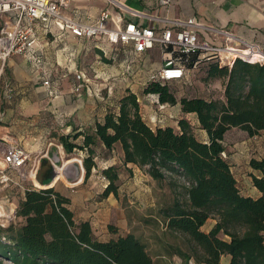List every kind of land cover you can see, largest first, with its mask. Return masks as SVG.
<instances>
[{
	"label": "trees",
	"instance_id": "1",
	"mask_svg": "<svg viewBox=\"0 0 264 264\" xmlns=\"http://www.w3.org/2000/svg\"><path fill=\"white\" fill-rule=\"evenodd\" d=\"M195 57L190 55L185 66ZM207 78L223 82L221 99L177 100L168 83L159 81L143 89L145 95H156L160 104L179 103L182 112L196 114L207 143L195 138L186 120L178 121L179 131L148 126L130 91L93 127L55 135L65 154H83L84 180L119 146L124 167L137 166L160 189L167 185L170 200H158L142 219L153 228L152 254L148 243L134 233L98 240L88 221H74L69 200L54 187H31L15 211L22 224L0 226V264H162L154 257L163 264H171L174 257L181 264H220L224 256L228 264H264V158L249 161L259 172L250 173L259 198L240 193L224 158L227 131L237 128L250 137L264 131V63L236 58L230 67L211 64ZM40 169L37 181L48 186L52 167L46 161L41 176ZM101 174L107 180L101 198H118L119 168L110 166ZM208 220L215 222L204 231Z\"/></svg>",
	"mask_w": 264,
	"mask_h": 264
},
{
	"label": "crops",
	"instance_id": "2",
	"mask_svg": "<svg viewBox=\"0 0 264 264\" xmlns=\"http://www.w3.org/2000/svg\"><path fill=\"white\" fill-rule=\"evenodd\" d=\"M114 1L126 7L127 10L121 11L107 0H70L67 12L70 16L79 21L94 23L101 12L107 11L110 15L108 26L113 29H121L125 23L128 22H133L138 26L153 27L156 31H160L163 28L161 24L149 21L147 18L132 15L130 11L146 14L151 17L167 18L171 20L193 19L201 25L212 26L217 29L228 31L239 40L258 48L264 56V0H170L167 5H161L160 0ZM197 34L201 40L214 44H222L221 40L215 39L207 32L198 31ZM35 35L36 47L33 53L27 56L14 55L15 57H10L6 62L8 67L11 68L10 72L15 80V95L17 96V98L13 99V109L7 111L8 114L6 116L8 119L9 116L13 115L11 124L13 127L18 126L19 128V135L13 133L15 137H22V135L28 133V129L25 128V130H23V124L27 126L33 124L35 128L31 129L32 133H38L40 138L47 134L50 136L49 139H54L55 135L70 134L74 129L80 131L88 127H93L96 122L102 120L108 109L116 108L117 101L126 94V91H130L137 96L138 102L139 100L144 102L150 101L152 104H155L159 116H156V112L149 111L148 108L144 106V112L149 119L145 122L151 128L171 127L179 131L178 121L186 120L195 138L203 143L208 142L207 134L200 128L196 114L182 112L179 103L175 105L157 104L158 97L156 95L143 94V89L149 82L157 81V74L164 64V59H161L160 68L158 67V69L150 75L141 76L139 72L134 75L130 74L132 68H130L128 64L129 58H141L151 55L155 50H161L158 46L144 53L136 54L130 46L109 45L106 40L101 37L94 40L76 39L68 33L58 31L52 24H36ZM57 47L59 48L56 52L54 48ZM87 55L93 56L95 61L92 63L89 62L90 65L88 67H85L86 64H84L81 69H78L76 66L77 58L83 60ZM54 56H57L58 59H55ZM100 58L108 63H118L121 67L119 79L112 78L113 81L108 83L109 79H111L115 73L118 74V72L115 70V73H113L108 69L100 72L97 66L100 63L97 59ZM200 60L201 59L195 57L193 63L197 64ZM261 63H264V61ZM78 65H80V62ZM186 71L187 69L185 67L184 77L179 81L185 79ZM78 72L83 73L88 80L89 91L84 85H82L78 92L73 91L74 87L77 85L75 74ZM90 73L93 75L92 77L88 76ZM69 75H72L70 83H68ZM129 77H131V79ZM45 79L49 80V86L43 85ZM114 81L115 83H113ZM207 82H218L221 96L217 99H221L223 94V82L220 79L208 78ZM118 83H122L124 89L120 92V95L116 96V100L108 99V97L104 98L102 96L101 91L103 89H107V94H111L113 88L114 90L118 88ZM131 83H135V86L131 85ZM134 87L138 89L137 93L134 91ZM43 96L45 98H42ZM48 97L51 98L48 99ZM194 98H201L204 100L212 99H208L204 96ZM160 113H165L167 116H160ZM50 114L53 115V120ZM20 116L26 117V120H20ZM169 121L171 122L168 123ZM232 129L226 132L224 142L227 134ZM20 141L21 140L16 139V142ZM50 144L52 143L48 145ZM56 148L59 150L57 153H60L61 158H64V167L74 162L73 160H75V158H68L69 156L64 153L62 146L61 148L56 146ZM116 149H118V158L116 161L113 156L104 158L98 167L93 169L94 175L92 173L86 180H84V170L82 169L76 181L74 178L70 180L72 181L71 184L66 182L65 184L61 183L59 188L55 187V190L61 196L69 200L67 208L72 212L74 221H88L95 236L96 225L99 223L104 224V226L101 225V227H104V232L106 234L103 236H96L98 240L102 242L128 233L126 232V234H123V229L117 224H115V233L107 230L110 225L109 221L117 211V207L115 203L112 202L110 195L106 198H101V194L107 184L101 171L110 166H122V151L119 146H117ZM36 152L40 154L38 159L39 162H41V169L39 166L38 167L40 169L39 175L41 176L45 162H49L53 156H51L52 153L50 149ZM229 157V154L225 155V159L230 165V169L233 173ZM249 161L250 159L246 165L249 174L253 173L257 176L259 172L253 171L250 168ZM125 167L130 170L131 174L128 171L127 174L125 172L119 173L120 185L118 188V196L120 192L126 195L130 194L131 190L136 189V172H140V169L132 164H127ZM125 167L122 166L123 169ZM234 177L242 195L252 198L261 197V193L253 187L250 177V186H248V188L241 185L236 175H234ZM100 179L105 180L104 185H102L103 182ZM35 181H33L32 184H35ZM36 182L40 185L38 181ZM59 182L60 181H52L51 183L53 186H57L56 184ZM137 189L143 190V187L137 185ZM23 195L24 191H20V195L15 204L16 207L19 201L23 199ZM114 201L116 202V199ZM128 202L131 203L130 201ZM120 222L123 221L120 220ZM207 222L202 229L206 226ZM214 222L215 221H213V224ZM213 224L209 225L206 231H208ZM223 259H225L224 263H222ZM228 262L229 257L224 256L220 264H228Z\"/></svg>",
	"mask_w": 264,
	"mask_h": 264
},
{
	"label": "rangeland",
	"instance_id": "3",
	"mask_svg": "<svg viewBox=\"0 0 264 264\" xmlns=\"http://www.w3.org/2000/svg\"><path fill=\"white\" fill-rule=\"evenodd\" d=\"M49 42H50V39H49ZM227 44L230 45V43H227ZM246 44L247 43L245 42L244 44L232 43V46L238 49H241V50L247 48V45L253 46L251 44H247V45ZM58 48L59 47L54 48V51L57 52ZM120 57L122 58L121 55ZM54 58L58 59L57 56H54ZM94 59L95 58L91 55L85 56L83 60L77 58L76 66L78 69H81L84 64H86L85 67H88L90 65L89 62L91 63L94 62L95 61ZM161 59H165V54L161 50L160 51L155 50V52H153L151 55L143 56L141 58L139 57L129 58L128 64L130 65V68H132V70H130V74L134 75L135 73L139 72L141 76H147L148 74L150 75L153 72H155L158 69V67L160 68ZM97 61L100 62L97 65L100 72H103V70H107V69L112 71L113 73H115V70L116 72H118V74L115 73V75L112 76L111 79H109L108 83H111L113 81L112 78L113 79L120 78L119 72H120L121 67L118 65L117 62L108 63V62H105L101 58L97 59ZM79 62H80V65H78ZM215 63L216 62L213 59L206 60L203 58L197 64H194L193 62H189L186 65L187 71H186L185 79L182 81H176V82H171L167 84L171 92L176 97V99L177 100L181 98L190 99V98L201 97V96H204L208 99L209 98H212V99L219 98L221 96V92H220L221 90L218 85V82L209 83L207 82V77H206L207 75L206 72H207L209 65L215 64ZM10 71H11V68H9L8 64L6 63L4 74L0 80V126H1L0 127V169L2 170L4 169L3 172L7 176H9V178H11L13 181H17L18 175L15 172L10 171L9 169H6L2 163V153L4 152V150H6L11 145H16L18 147H21L30 154V161L28 162L26 169H25L26 173L28 170H30L31 166L35 162H38V166L40 167L41 162H39V159H38L40 154L39 152H36V151H43L46 149H50L52 153L51 156L53 157L51 158V160H49L48 163L51 165L52 172L54 175L52 177L51 182L54 180V177L57 174L56 172H58L60 175L59 178L55 180V182L56 181H60V182L56 184L57 186H52V187H54V189H56L55 187L59 188L61 183L65 184L66 182L71 184L72 181L70 180L74 179L77 175L76 167L74 165H78L79 162L82 161V157H83L82 153L69 154L68 158H71V159L75 158V160L68 166L64 167L63 166L64 158H61V154L57 153V151L59 150L58 148H56V146L61 148V145H59V143H56L58 142L56 138L49 139L50 136L47 134L44 135L42 138H40V135L38 133L31 132V129L35 128L33 124L29 126H27L26 124H23V128H24L23 130H25V128L28 129V133H26L25 135H22V137L17 138L13 135V133L19 135V128L18 126L13 127V125L11 124V121L13 120V115L9 116L8 119L6 118L8 114L7 111L13 109V106H12V104L14 103L13 99L17 98V96L15 95V84H14L15 80L12 77V74ZM71 76L72 75L68 76V83H70V81L72 80ZM88 76L92 77L93 75L90 73V75ZM129 78L131 79V77ZM113 83H115V81ZM103 84H107V83H103ZM122 85H123L122 83H118V88L116 89L117 93H116V90H114V88L111 91V94H107V89H103L101 91L102 96L104 98L108 97V99L116 100V96L120 95V92H122L124 89ZM131 85L135 86V83H131ZM133 89L136 93L138 92V89H136L135 87ZM42 98H45V97L43 96ZM49 98L51 97H48V99ZM157 104H159V102ZM139 105L141 109V115L142 117L144 116L143 117L144 121L147 122L149 120L147 117V114L144 112L145 107H147L149 111L156 112V116H159L158 114L159 112L156 109L155 104H152V102L150 101L144 102V101L139 100ZM164 114L165 113H160V116L166 117L167 114L165 115ZM50 115L53 120V115L52 114ZM21 119L26 120V117L20 116V120ZM170 122L171 121H169L168 123ZM15 138L21 141L16 142ZM49 143H52V144L48 145ZM224 147H225L224 158H225V155L227 154L230 155L229 162L231 163V167H232L234 175L237 176L242 186H244L245 188H248V186H250L249 179L251 177H250L248 169L246 168V165L249 159L264 158V132H261L258 135L250 137L247 135L245 131H242L240 129H232L227 134L226 140L224 142ZM117 153H118V149L115 148L108 156H113L116 161V159L118 158ZM79 155H82V156H79ZM103 160L104 158L99 161L98 165ZM122 166L116 165L115 167L119 168V173L125 172L127 174L128 170H126V168L123 169ZM39 167H38V170H39ZM128 172L130 173V171ZM37 173L34 179L28 177L20 185H14V183H10L9 185H6L0 182V226L1 227L6 228L10 224H13L14 226H19L20 224H22V220L16 217L14 214L17 208L15 204L20 195V191H25L21 189V186H23L25 189L31 188V187H34L37 189L47 188V187H37V185L32 184L33 181L35 180L37 181ZM92 173L94 175L93 170L91 174ZM136 174H137V181H136L137 184L135 185L136 189L131 190L130 194L123 195V193L120 192L121 194L119 193L118 198H115L112 194H110L112 202L115 203V206L117 207V211L113 214V217L110 219L109 221L110 225L108 226L107 230L110 232L109 227H112L113 229H115V224L119 225L123 229V232H124L123 234H126V232L134 233L136 236L141 237L144 241H146L148 243V250L152 254V252H154V250L156 249V246L154 245V240L152 239L153 228L150 225L144 224L142 222V219H145L146 217L149 216L151 209L156 207L158 200L166 201L171 197L169 194V189L167 188V185L165 183H163V187L160 189L158 188L157 182L151 180L149 176H146V174L142 170H140V172H136ZM100 180L103 182L102 185H104L105 180H102V179ZM75 181H76V178H75ZM137 185L142 186L143 190H138ZM115 199H116V202L114 201ZM128 201H130L131 203H129ZM120 220H122L123 222H120ZM2 224H4L5 226L4 225L2 226ZM211 224H213V220H208L206 226L202 230L206 231L209 225ZM101 225L104 226V224H100V223L96 225L97 227L95 228L96 236L97 235L103 236L104 234H106L104 232V227H101ZM159 232L160 231H156L157 234H159ZM225 259H223L222 263L225 262ZM154 260L162 264L164 263V260L161 261L160 259H156L155 257H154ZM171 264H181V261L177 257H174L171 260ZM189 264H195V263L191 261L189 262Z\"/></svg>",
	"mask_w": 264,
	"mask_h": 264
},
{
	"label": "built area",
	"instance_id": "4",
	"mask_svg": "<svg viewBox=\"0 0 264 264\" xmlns=\"http://www.w3.org/2000/svg\"><path fill=\"white\" fill-rule=\"evenodd\" d=\"M107 1L121 11L127 10L114 0ZM169 2L170 0H160L161 5H167ZM69 5L70 0H0V80L10 57L33 53L36 47V24H52L58 31L68 33L76 39L94 40L101 37L109 45L130 46L136 54L158 46L165 54L164 64L157 74V81L161 83L181 80L188 57L193 54L197 59H213L218 66L230 67L236 58L254 63L242 56H235L234 50L243 51L232 46V43L244 44L242 40L227 31L201 25L193 19L171 20L129 10L132 15L159 23L163 28L156 31L153 27L128 22L121 29H113L108 26L110 15L107 11L101 12L94 23H86L68 14ZM198 31L207 32L223 43L214 44L201 40ZM245 49L261 53L254 46L247 45ZM75 80L77 85L73 89L74 92H78L82 85L89 91L88 80L83 73H76ZM43 85L49 86V80L45 79ZM29 161L30 154L26 150L16 145L9 146L2 153V163L6 169L15 172L18 179L13 181L3 172L4 169H0V182L6 185L10 183L20 185L28 177L34 179L38 162H35L26 173ZM21 189L26 190L23 186Z\"/></svg>",
	"mask_w": 264,
	"mask_h": 264
},
{
	"label": "bare ground",
	"instance_id": "5",
	"mask_svg": "<svg viewBox=\"0 0 264 264\" xmlns=\"http://www.w3.org/2000/svg\"><path fill=\"white\" fill-rule=\"evenodd\" d=\"M234 51H235L234 53H235V56L236 57L239 55V56H242V57H244L245 59H247V60H249L251 62L262 61V58L264 59V56L262 55V53H259V52H256V51L255 52H252V51H250L248 49H243L242 50L243 52H241L239 50H234ZM56 173L57 174L55 175L54 180H53L54 182L60 176L58 172H56ZM35 185H37V187H44V186L39 185L36 181H35ZM51 185H52V183L50 185H48L47 187H52L53 185L52 186Z\"/></svg>",
	"mask_w": 264,
	"mask_h": 264
},
{
	"label": "water",
	"instance_id": "6",
	"mask_svg": "<svg viewBox=\"0 0 264 264\" xmlns=\"http://www.w3.org/2000/svg\"><path fill=\"white\" fill-rule=\"evenodd\" d=\"M75 167H76V174H77L75 178H78L79 173L80 171H82L83 168L80 163L78 165H75Z\"/></svg>",
	"mask_w": 264,
	"mask_h": 264
}]
</instances>
